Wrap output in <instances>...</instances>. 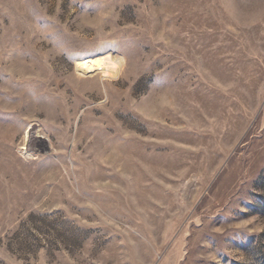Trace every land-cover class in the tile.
Wrapping results in <instances>:
<instances>
[{
	"label": "rangeland",
	"instance_id": "374dc122",
	"mask_svg": "<svg viewBox=\"0 0 264 264\" xmlns=\"http://www.w3.org/2000/svg\"><path fill=\"white\" fill-rule=\"evenodd\" d=\"M0 264H264V0H0Z\"/></svg>",
	"mask_w": 264,
	"mask_h": 264
},
{
	"label": "bare ground",
	"instance_id": "6f19581e",
	"mask_svg": "<svg viewBox=\"0 0 264 264\" xmlns=\"http://www.w3.org/2000/svg\"><path fill=\"white\" fill-rule=\"evenodd\" d=\"M120 70L121 60L111 54L83 58L78 63V72L82 77H94L97 75H101L103 78L114 77L119 74ZM38 141L40 144H46L41 139Z\"/></svg>",
	"mask_w": 264,
	"mask_h": 264
}]
</instances>
